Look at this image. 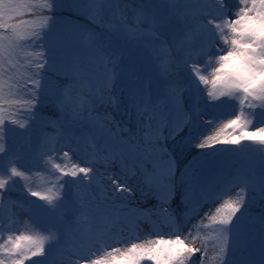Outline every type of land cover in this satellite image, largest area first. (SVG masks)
Instances as JSON below:
<instances>
[{"label": "snow or ice", "instance_id": "snow-or-ice-1", "mask_svg": "<svg viewBox=\"0 0 264 264\" xmlns=\"http://www.w3.org/2000/svg\"><path fill=\"white\" fill-rule=\"evenodd\" d=\"M187 3L71 0L70 11L104 22L96 32L57 28L55 14L63 0H0V155L8 153L7 164L0 159V209L8 211L9 229L19 221L16 202L4 193L19 178L32 197L44 202H33V211L68 213L67 229L82 234L81 252L71 264H264V236L257 244L245 221L248 193L257 186L237 180L209 193L195 169L186 168L177 178L176 158L178 148L182 153L193 144L205 149L244 140L264 156V126L249 131L256 110L264 116V0H236L231 16L225 0H202L204 6L195 10ZM61 77L72 83H61ZM222 98L238 103L234 117L202 120L204 110ZM44 104L60 113V119L48 122L70 150L74 126L88 125L83 139L90 152L82 166L69 151L58 156L55 144L47 147L41 156L53 179L37 185L33 173L17 165L21 156L9 151L8 141L32 135L43 119L37 108ZM122 104L125 115L135 110L140 130L127 139L120 133L129 130L107 112L109 107L119 111ZM99 106L105 114L96 115ZM185 131L171 151L161 143ZM117 161L119 171H110ZM134 177L135 187L130 184ZM66 186L76 189L74 198H66ZM137 189L144 199L157 201L139 210L153 231L144 239L113 234L127 206L116 201H127ZM82 190L93 194L82 195ZM258 191L264 200V176ZM95 219L102 227L93 232L86 225ZM25 226L6 232L0 212V264H44L33 258L47 259L46 246L59 245L61 229Z\"/></svg>", "mask_w": 264, "mask_h": 264}, {"label": "rangeland", "instance_id": "rangeland-1", "mask_svg": "<svg viewBox=\"0 0 264 264\" xmlns=\"http://www.w3.org/2000/svg\"><path fill=\"white\" fill-rule=\"evenodd\" d=\"M163 2V0H161ZM71 3V0H63V5H66L65 7H61V9L69 8V4ZM235 3L236 0H225V5L228 8V14L231 16L232 13L235 11ZM135 6V4H133ZM202 0H188L187 8L191 10H195L197 8L203 7ZM39 12V11H37ZM82 13V12H81ZM83 14V13H82ZM85 17L86 15L83 14ZM57 19V28L61 29H67L69 27H76L74 24L70 23V21L66 20L60 13H57L56 15ZM90 21L91 26L90 29L94 30L96 32H100L101 24L104 23L102 21H93L92 19H88ZM195 19V17H193ZM79 39L80 37L77 36ZM200 63L203 62V58L200 59ZM68 84L72 83L71 79H68ZM29 87L31 85H28ZM202 87V86H201ZM188 93H185V96L187 97ZM230 103L234 102V100L227 99ZM260 110V109H259ZM230 110H227L224 112V114L229 113ZM107 112L110 113L117 121H120L121 128H127L129 131L121 132L120 136H122L124 139H127L129 136V133L136 134L140 130L137 126V119L136 114L134 110H130L128 115L124 114V105L122 104L120 106V110L117 111V109L109 107L107 108ZM96 115H103L105 114V109L103 106H99L95 108ZM259 115V114H257ZM40 119L33 129L32 135L28 137H21L17 136L13 139H9L8 141V148L10 152H16L21 156V159L17 161V165L21 168H23L26 171H29L30 173H33L32 175V182L34 184H43L47 181H50L53 179V177L49 176L47 174V170L44 166L43 157L41 156L42 152H39L37 149V143L38 140L43 136L44 133H42V130L45 126L51 125L48 121L49 119L45 118ZM61 117L59 116L58 119ZM209 118V113L203 112L202 120H207ZM57 119V120H58ZM66 119V118H65ZM51 120V119H50ZM55 121V120H52ZM52 126V125H51ZM264 126V125H261ZM53 127V126H52ZM257 127L255 124H253L249 131H253ZM167 130V129H164ZM210 131V130H209ZM73 132H83V135H80L79 137H76V142H71V150L69 147H65L66 141L61 140L60 137H57V140L55 141V147L59 149V152L57 155H62L63 151H69V155L72 157L73 160H80L82 166H83V158L90 152V148L88 147V141L86 139H83V136H86L89 133V127L86 123H80L76 124L73 128ZM239 134L242 135V133H235L234 135ZM164 135H168V131H164ZM180 138V137H179ZM175 138L176 139H179ZM175 140L165 141V145L169 143L170 148L177 142ZM98 143L104 142L101 135L98 134L97 136ZM229 145V144H228ZM221 146H226L225 143H219L213 145L215 147L213 150H209L205 152V154H212V152L216 151L215 154H212V157L219 158L223 156L224 153H226L227 148L225 149H219ZM240 147L241 145H237ZM249 146H251V143H249ZM252 147V146H251ZM250 147V148H251ZM208 149V148H206ZM172 150V148L170 149ZM198 151H203L204 149H197ZM191 151V149H187L186 152ZM202 154V152H201ZM176 155L180 156L181 162L186 159L184 155V152H180L179 149H177ZM0 159L5 160V164H7L8 159V153H5L3 155H0ZM61 162V161H57ZM101 170L103 171V166L101 165ZM235 171H227V177L231 172H233L230 176V181H237V177L240 180H244L245 177H251L252 183L257 186V191L255 193L249 192L247 197V203H246V211L245 209H242V211H245V221L249 225L250 223L254 222L256 219H262L261 216H264V200L260 198L258 186L262 179V176H264V156H262L259 152L253 150L249 152L248 156L245 159V162L236 166V169H233ZM110 171H119V168L117 164L113 163ZM35 173H42V175H35ZM65 180H68L70 178L65 177ZM250 181V180H249ZM137 178H132L130 180V184L135 187L137 185ZM239 185L236 188V190L233 192V194L238 191ZM76 189L74 187L66 186L65 187V196L66 198L68 195H71L73 198L75 196ZM93 193L89 190H82V195L90 196ZM111 195V194H110ZM4 196L7 200L16 202V206L14 208L15 217L19 221L17 224H13L11 226V229L8 228V211L6 208L0 209V212H2V218L3 223L5 225V231L9 230H27L25 224H27L42 230L47 231L49 229H61L58 232V236L60 239L59 245L53 244L51 248H48L46 246V251H48L49 255L47 256V259L37 257L33 258L34 260H40L43 261L44 264H71L72 259L74 258L75 254H80L81 252V246L83 244V236L80 232H74L69 231L67 229V224L65 223L68 220V213H53V214H46V213H37L33 211L34 209V203L38 202L40 204H43V201H37L36 197H32L28 191L24 187V182L20 181L19 178H17V183L15 187H13L10 191H7L4 193ZM13 197V200H12ZM139 197H141V192L139 189L134 191L129 199L132 200H138ZM149 206L156 204L155 201H151V196L145 200ZM26 207V209H22V207ZM216 206V205H215ZM213 206V208L215 207ZM25 210L32 213V217H28L25 213ZM239 215V214H238ZM76 217L72 216V220H75ZM88 227H91L93 232L97 231L100 227H102V224H99L96 222V220H93L90 225H86ZM113 234L114 231L112 230ZM121 236L123 234L120 233ZM254 235H258V233H254ZM259 236V235H258ZM260 238V237H259ZM111 242V241H109ZM120 246V245H116ZM27 264H30V262H27Z\"/></svg>", "mask_w": 264, "mask_h": 264}, {"label": "bare ground", "instance_id": "bare-ground-1", "mask_svg": "<svg viewBox=\"0 0 264 264\" xmlns=\"http://www.w3.org/2000/svg\"><path fill=\"white\" fill-rule=\"evenodd\" d=\"M161 143L164 145L163 141H161ZM198 152L199 151L194 152V153H192V155L196 156V155H198ZM183 162L185 163V160ZM183 162L180 164H184ZM125 195H127V194H125ZM145 200L146 199H144V197L141 193V197H139L138 200L128 199L127 201H121V204L127 205L126 207H123L121 209V215H120V217L123 218L126 221V223L125 224L121 223V225H119V228L116 230V232L120 231V233H123V236L125 237L128 234V230L132 229L131 233H130L131 235L136 234V236H139L141 239L147 238L144 236H147L149 233H151L153 231V224L151 221L141 217L139 214L140 209H146V208L152 207V206H149ZM173 209L174 210L176 209L175 202L173 203ZM202 214H203V212L201 213V215ZM178 218L181 219L179 212H178ZM197 219H198V217H194L191 223H195ZM151 220L159 222V220L156 216H153L151 218ZM191 223L188 224L187 227H185L183 229L185 232L187 231L188 227H191ZM137 226H138V228H137ZM162 230L166 232V231H168V228L165 226ZM131 237H133V236H131ZM165 238H167V237H165ZM209 255H210V253H209Z\"/></svg>", "mask_w": 264, "mask_h": 264}, {"label": "trees", "instance_id": "trees-1", "mask_svg": "<svg viewBox=\"0 0 264 264\" xmlns=\"http://www.w3.org/2000/svg\"><path fill=\"white\" fill-rule=\"evenodd\" d=\"M65 12V15H67L65 18H69L70 21H73L75 24L82 26V28H85V26L88 24V22L83 19L82 17H80L79 15L74 14L73 12H69L67 10L61 9ZM61 10H58V12H62ZM41 13L40 12H36V15L39 16ZM44 15H47V13H43ZM79 18V19H78ZM61 83L67 84L68 80L64 77L60 78ZM37 111L40 112V115L44 116L47 119H51V120H57L58 117L60 116V113L56 110H54L50 105L48 104H44L42 107L38 106ZM56 129L54 127H52L51 125H48L44 128V130L42 131L43 137L40 140L39 144V148L42 149V147H49L51 146L55 139H56ZM48 138V143L45 144V138Z\"/></svg>", "mask_w": 264, "mask_h": 264}]
</instances>
